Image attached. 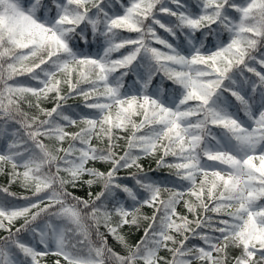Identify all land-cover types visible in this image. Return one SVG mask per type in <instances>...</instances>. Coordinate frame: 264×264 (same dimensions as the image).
<instances>
[{
    "label": "snow or ice",
    "instance_id": "obj_1",
    "mask_svg": "<svg viewBox=\"0 0 264 264\" xmlns=\"http://www.w3.org/2000/svg\"><path fill=\"white\" fill-rule=\"evenodd\" d=\"M5 172L0 264H264V0H0Z\"/></svg>",
    "mask_w": 264,
    "mask_h": 264
},
{
    "label": "trees",
    "instance_id": "obj_2",
    "mask_svg": "<svg viewBox=\"0 0 264 264\" xmlns=\"http://www.w3.org/2000/svg\"><path fill=\"white\" fill-rule=\"evenodd\" d=\"M161 34H163L162 30H161ZM124 35H128V34L127 33H124ZM121 51H123V50H121ZM118 56H119V53H113V58H117ZM20 79L23 80L24 78L21 77ZM64 91L66 92L67 89L65 88ZM68 103L69 104H73V105H77V104L82 103V101L79 98H74L72 100H69ZM44 106L50 108V107H52V104L50 102H44ZM69 130L72 131V130H75V129H69ZM130 134H131V129H129V131H127V132H121L120 133V135H125V136L126 135H130ZM93 142L95 143V141H93ZM46 143H47V141H46ZM119 143L121 145V148L119 149V152H120V154H122L123 147L125 145V141L124 140H121ZM64 146L67 147V142L65 143ZM141 163L144 165L145 169H148L150 167L151 168H155L156 167V165H155V159L152 158V157L142 158ZM97 167H100L101 170H104L107 166L106 165L99 164V165H97ZM167 172H168L167 169H161L160 171H158L156 173H153V175L155 177H157V178H162V177H164V176L167 175ZM124 174L125 173L123 171L120 173V175H122V176ZM7 182H8V177H7V174L5 172L4 175H0V186H7ZM10 190L13 191V192H17V193H23L24 192V190L20 187V185L18 183L17 184H13L11 186ZM93 190L94 191H98L99 190V187L97 186ZM87 191H88V189L87 188H84V189L78 190L76 194L77 195H84V196H86ZM0 198H2V194H0ZM178 207L180 208V210L182 212H184L186 214V210L183 209V206L182 205H179ZM142 213L143 214H146L148 216H151L152 209L151 208H148V207H145V208L142 209ZM189 219L191 220V219H193V217L192 216H189ZM147 223H148L147 221H141V228L139 229V231H137L135 229L132 230V234L129 237L131 243H135L137 240H139V238L143 235V229L145 227H147ZM193 227H194V225H193ZM2 235H4V233L3 232H0V236H2ZM109 244L112 245L113 247H116L117 250H119L118 245H116L115 241L111 237H109ZM161 255L168 256L170 254L167 253V252H161ZM46 259L48 260V264H51V261L53 259H55V257L52 256V257H48Z\"/></svg>",
    "mask_w": 264,
    "mask_h": 264
}]
</instances>
